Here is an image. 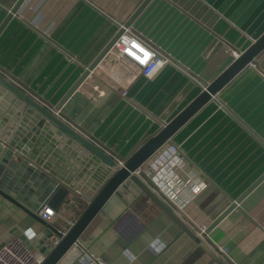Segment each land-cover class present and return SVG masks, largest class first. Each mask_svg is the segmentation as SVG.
Returning <instances> with one entry per match:
<instances>
[{
    "label": "crops",
    "instance_id": "0c3cea01",
    "mask_svg": "<svg viewBox=\"0 0 264 264\" xmlns=\"http://www.w3.org/2000/svg\"><path fill=\"white\" fill-rule=\"evenodd\" d=\"M18 1L0 0V26ZM144 1L25 0L0 34V74L117 161L163 126L162 115L188 83L186 73L210 83L233 61L226 46L204 57L214 39L208 29L240 50L264 33V0H200L210 9L200 14L201 23L169 0H151L131 29L173 63L151 79L133 77L121 62L108 66L55 111ZM200 91L195 86L167 122ZM219 98L221 105L204 106L142 167L177 145L184 161L157 196L192 232L206 225L204 243L225 263L264 264V181L209 232L264 174V52ZM131 199L114 195L59 264H218L144 193ZM86 206L79 198L47 222L66 232ZM15 229L31 239L43 225L0 202V239Z\"/></svg>",
    "mask_w": 264,
    "mask_h": 264
},
{
    "label": "water",
    "instance_id": "95a60500",
    "mask_svg": "<svg viewBox=\"0 0 264 264\" xmlns=\"http://www.w3.org/2000/svg\"><path fill=\"white\" fill-rule=\"evenodd\" d=\"M24 1L19 0L14 8L7 12L0 26V34L15 17ZM169 1L189 13L196 21L201 20L200 14L210 10L200 0ZM150 2L151 0H145L124 25H118L116 35L93 63L84 69L80 78L55 106V111H61L64 104L89 77L90 72L101 62L125 30L131 28ZM208 30L214 39L205 51L206 59L212 58L224 46L238 52L239 57L234 58L210 83H201L186 73L187 85L161 117L165 125L163 124L156 134L144 141L128 158L123 159L122 166H118L116 159L81 135L54 111L49 110L0 74V96L3 97L0 101V202L13 210L23 211L43 225L42 231L31 239L20 235L17 229L13 230L0 239V248L13 237L20 235L30 250L37 251L43 257L41 264H59L114 195L133 199L144 193L183 231L193 237L216 263L227 264L204 241L196 237L189 227L134 174L204 106L210 102L221 105L220 93L243 71L256 65L264 52V33L240 50L218 33ZM195 86L201 88L200 93L167 122L173 110ZM16 109L18 112L14 115ZM263 181L264 174L238 199L232 201L211 225L209 232L230 213L240 210L243 200ZM79 198L86 201L87 206L66 232L38 216L44 206L52 208L57 213L66 204L72 208Z\"/></svg>",
    "mask_w": 264,
    "mask_h": 264
},
{
    "label": "built area",
    "instance_id": "2783aa9c",
    "mask_svg": "<svg viewBox=\"0 0 264 264\" xmlns=\"http://www.w3.org/2000/svg\"><path fill=\"white\" fill-rule=\"evenodd\" d=\"M233 54L235 58L240 55L235 51ZM118 62L126 65L133 77L142 76L148 79L153 78L164 66L173 63L169 55L146 41L131 28L125 30L101 62L90 72L89 77L92 79L102 77L108 66L111 67ZM122 95L127 97L128 91L123 90ZM49 107L52 108L50 105ZM183 161L184 156L179 147L170 143L147 168L140 167L134 174L157 195L164 186L163 182L179 168ZM117 163L118 166H122L124 161L121 159ZM38 215L44 221H48L55 218L56 212L44 206ZM192 230L196 237L205 241L206 225L192 227ZM42 262L43 257L37 256L30 250L20 237L11 239L0 248V264H41ZM93 263L104 264L97 260H93Z\"/></svg>",
    "mask_w": 264,
    "mask_h": 264
},
{
    "label": "bare ground",
    "instance_id": "6f19581e",
    "mask_svg": "<svg viewBox=\"0 0 264 264\" xmlns=\"http://www.w3.org/2000/svg\"><path fill=\"white\" fill-rule=\"evenodd\" d=\"M0 97H2V96H0Z\"/></svg>",
    "mask_w": 264,
    "mask_h": 264
}]
</instances>
